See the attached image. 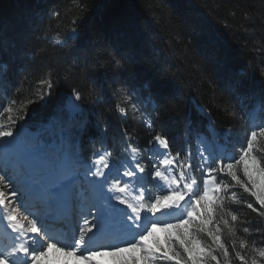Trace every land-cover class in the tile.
Returning a JSON list of instances; mask_svg holds the SVG:
<instances>
[{
	"label": "snow or ice",
	"instance_id": "obj_1",
	"mask_svg": "<svg viewBox=\"0 0 264 264\" xmlns=\"http://www.w3.org/2000/svg\"><path fill=\"white\" fill-rule=\"evenodd\" d=\"M75 2L80 15L71 20L61 44L69 50L70 63L62 72L51 68L45 70L38 80L35 92L26 100L21 111H26L31 104H47L55 96L57 87L64 84L70 89V95L63 104V109L73 117L80 118L79 127L84 131L93 125L90 117L95 115L94 130L90 134L93 143L101 146L107 132V116L119 114V117L127 118L131 114L144 120L149 131H154L162 112L180 115L186 94L182 88L176 86L179 71L158 69L150 60L133 55L128 47L107 43L100 37L99 30L94 34L82 32L85 17L92 11V6L78 0ZM244 16L245 19L252 20L249 13ZM60 17L59 7H54L48 14V23L53 20L59 23ZM261 20L264 21V14ZM24 23L40 31L44 30L43 18H40L39 23L30 19H26ZM173 23L176 43H183L185 48L191 49L197 38L198 43L206 50H212L217 42L214 35L203 31L194 17H176ZM131 27V22L120 19L109 30H131ZM224 27L231 26L224 22ZM239 29L246 32L250 30L243 25ZM36 38L39 39V35ZM40 51L29 45L23 36V29L14 33L8 25L0 23V57L6 61L4 65H0V88L8 80L6 69L17 62H23L21 66L24 76L20 82L23 86L32 70L29 58L38 55ZM255 51H264V45ZM228 56L226 51L222 54L226 77L225 94L229 100L220 99L217 106H222L225 111L231 107L229 115L235 116L237 105L243 107L241 96L258 80L260 109L264 112V57L259 58V63L249 60L245 74L233 75ZM181 63L203 67L194 54L185 57ZM191 90L195 91L196 86L193 85ZM16 102V99H12L10 105ZM89 107L95 112L89 111ZM201 110L211 115L207 106H202ZM5 111L11 113L12 106ZM184 119L191 131L193 118L185 114ZM24 120L26 115H20L9 126L0 127V139L11 138L3 145L5 165L19 169L17 179L21 187L25 192L39 197L50 214L68 216L73 211L77 214L86 212L91 220L83 219L78 234L74 233L70 238L65 235L63 239H58L40 226L38 219H30L28 215L21 218L18 209L11 206L12 201L0 191V205L4 206L6 213L4 218L15 233L12 243L0 251V264H41L53 249L64 256H74L85 264H97L96 257H114L123 252H135L139 255L123 259L120 264H160L161 261H174L175 264H212L215 261L220 264L215 254L219 250L224 257V264H229V249L221 242V229L215 227L213 216L216 212L221 213L220 222L227 227L230 221L225 216H230L231 221H236L237 216L227 211L225 200L230 199L236 204L247 201H242L234 191L229 195L233 185L223 183L219 179L220 174L230 176L235 185L254 197L260 208L264 209V157L255 154L257 142L264 139V120L252 127L246 136V143L238 148V158L207 147L199 150L195 170L203 177V191H200L198 181L190 180L187 175L194 167L190 149L187 153L178 150L173 154L170 138L162 131L156 132L148 143L163 151L154 156L150 155L148 161L152 162L154 178L164 182L167 187L162 188L154 199L138 197V203H131L122 195L128 187L127 183L109 180L105 169L111 168V151L105 150L101 153L97 150L89 163L83 159L82 153L72 148H61L59 151L45 149L30 132L25 131L23 139H17L19 129L14 131V128L19 121ZM63 135L61 130V136ZM125 138L131 140L126 130ZM197 138L199 139V134ZM200 143L203 144L204 141L200 140ZM130 148L134 158L128 163L123 175L134 179L138 172L145 173L146 167L141 166L143 157L135 158L137 149L131 145ZM174 164L179 168L178 175L168 171V167ZM8 183V178L0 175V185L7 187ZM10 195L16 199L21 193L13 191ZM118 205L126 208L122 209ZM247 207L253 212L257 211L252 203H247ZM158 213H174L175 222L157 220L155 217ZM114 214L121 216L123 224V231L119 235L112 234L106 228L107 218ZM259 215L264 216V211ZM196 221L199 230L207 232L215 248L192 235L191 229ZM209 225H213L215 230L208 227ZM157 230L166 233L163 240L155 235ZM244 232H249V228L245 227ZM150 238L151 244L147 243ZM102 242L107 246H103ZM251 247L254 253L251 260L242 254L241 250L246 249L244 240L240 241L239 249L233 247L231 251L241 264H259L256 257L264 258V247H257L254 243Z\"/></svg>",
	"mask_w": 264,
	"mask_h": 264
},
{
	"label": "trees",
	"instance_id": "obj_2",
	"mask_svg": "<svg viewBox=\"0 0 264 264\" xmlns=\"http://www.w3.org/2000/svg\"><path fill=\"white\" fill-rule=\"evenodd\" d=\"M78 2L92 6V11L85 17L82 32L94 34L99 30L100 37L107 43L128 47L133 55L150 60L158 69L179 71L180 75L176 80V86L182 88L186 94L181 114L162 112L154 131H149L141 118L131 114L127 118H121L119 114L107 116L105 136L107 134L112 136L105 138L106 144L111 146L124 144L125 138L124 135L120 136V132L127 130L133 133V138L140 146L146 147L148 140L155 132L161 131L170 140L184 145L180 135L187 127L184 116L185 114H197V110L202 106L209 108L211 112L209 116L214 118L218 131H226L228 128L229 135H232L237 143L244 139L243 134L246 130H243L245 126L239 122V119L242 114L246 113L245 110H248L250 101L243 102L242 100L247 98L246 92L252 90V99L259 101L260 83L257 80L253 87L245 90L244 95L240 98L243 107L237 105L235 116L229 115L231 107L228 111H225L222 106L218 107V100H229L225 94L226 77L222 54L225 51L229 53L228 61L232 66L233 75L245 74L248 70L249 60L259 63V58L264 57V51H255L264 45V21L261 20V16L264 14V0H78ZM54 7H59L61 11L59 23L55 20L48 23V14ZM245 13H249L252 20L245 19ZM78 15L80 13L75 0H0V23L8 25L14 33L23 29V36L29 45L34 49L41 50L38 55L29 58L32 70L23 86L20 83L24 76V69L21 66L23 62H17L7 68L8 81L4 87L6 96L0 97L1 103L5 106L0 114V127H7L13 119L18 120L20 115H26V120L19 121L14 131L24 126L36 129L45 124L46 120H51L54 128L58 130L56 136H61V130H63L64 136L68 133L70 137L82 133V144L93 140L90 133L84 136L86 131L79 127L80 118L68 116L67 111L63 109L65 99L70 95V89L64 84L57 87L55 96L47 104H31L26 111H21L26 100L35 92L38 80L45 70L51 68L54 71L62 72L70 63L68 48L62 47V43L59 41L52 40V36L63 37L71 20ZM176 17L196 18L205 33L212 34L217 38L212 50L204 49L198 43V38L193 41L191 49L185 48L183 43H176V29L173 23ZM40 18H43L44 21L43 31L36 27H29L24 23L26 19L39 23ZM120 19L131 22V30L110 31V26ZM224 22H227L231 27L225 28ZM240 25L250 30L247 32L240 30ZM37 35H39V39L36 38ZM184 40H187L186 35ZM193 54L203 67H193L188 63H181L185 57ZM193 85L196 86L195 91L191 90ZM10 98L11 100L16 99V104L10 105ZM9 106L13 108L11 113L5 111ZM88 110L95 112L90 107ZM90 119L93 121L91 126L94 128L95 115ZM192 126L194 130L203 128L202 122H196ZM47 140L55 142L57 138L51 137ZM256 149L255 154L264 157V139L257 142ZM240 175H243L242 171ZM219 179L223 183L233 185L229 190V195L234 191L242 201L252 203L253 207L257 209L256 212H253L247 207V203L236 204L229 199L224 202L227 205V211L236 215L237 220L231 221L230 216H225L230 221V224L225 227L220 219L215 218L221 229V242L229 249V264H241L239 260L235 259V253L231 251L233 247L239 249L241 240L246 242V249L241 250L242 254L249 257V260L254 255L251 247L253 243L257 247H264V216L259 215L264 209L260 208L254 197L235 185L230 176H219ZM208 227L215 230L213 226ZM245 227L249 228V232H244ZM258 228L261 231H256ZM197 230L198 234L201 233L204 241H207L208 245H212L207 232H201L199 227ZM215 254H217L220 264H224L222 253L217 250ZM256 258L259 264H264V258ZM173 262L169 261L166 264ZM212 264H216V262L213 261Z\"/></svg>",
	"mask_w": 264,
	"mask_h": 264
},
{
	"label": "rangeland",
	"instance_id": "obj_3",
	"mask_svg": "<svg viewBox=\"0 0 264 264\" xmlns=\"http://www.w3.org/2000/svg\"><path fill=\"white\" fill-rule=\"evenodd\" d=\"M53 40L54 41H58L59 39L57 38V36L55 35V36H53ZM28 132H30V133H32L34 136L36 135V133L35 132H33V131H28ZM17 135H18V137H17V139H23V136H24V132H18L17 133ZM109 136L111 135V134H108ZM11 138H3V139H0V147H2V149H3V145L8 141V140H10ZM1 144H3V145H1ZM207 144V143H206ZM207 146H208V144H207ZM153 156L155 155L154 154V150H153ZM227 155H230V156H232V153L231 152H228V154ZM0 156L1 157H4V149L3 150H1V152H0ZM236 157L238 158V155H236ZM145 166H146V164H145ZM146 168H147V166H146ZM106 170V169H105ZM153 170V172H154V169H152ZM169 172L171 173V170L169 169ZM0 174L1 175H5V176H7V174H6V172H3L2 170H0ZM188 175V178L189 179H191V175L188 173L187 174ZM150 178L151 177H153V174H150V176H149ZM203 178V177H202ZM203 187H204V185H203V181H202V185H201V188L199 187V189H200V191H203ZM155 194H156V192H155V190H153L152 191V197H151V199H154V196H155ZM158 194H160V193H158ZM14 207H16L17 209H18V214L21 216V218H23V216L24 215H30V214H28V213H25L24 211H23V208H22V206L20 205V204H17V205H14ZM222 214L221 213H219V212H216V213H214V216H213V221H214V225L216 226V227H218V224H217V220L216 219H220V216H221ZM29 218L31 219V218H34L33 217V215L32 216H29ZM216 218V219H215ZM175 222V221H174ZM42 223V222H41ZM40 223V224H41ZM170 223H173V222H170ZM81 224H83V220L81 221ZM209 226H213V225H209ZM199 226H198V221H196L195 223H194V225H193V227H192V229H191V233H192V235H194V236H196L198 239H200L204 244H206V245H208L207 244V241H204V239H203V237L201 236V233H199L198 234V230H197V228H198ZM155 235L157 236V237H159L161 240H163L164 238H165V236H166V233L165 232H162V231H159V230H157V232L155 233ZM221 238V237H220ZM147 243H149V244H151L152 243V240H151V238L149 239V241H147ZM174 246H177L178 247V245H174ZM53 252L51 253V252H49V254H48V257L45 259V260H43L42 262H41V264H64V262L66 261L67 262V264L69 263V264H80V260H77L76 258H74V257H67V256H64V254L62 253V254H60V252L59 253H56V251L53 249L52 250ZM55 251V252H54ZM52 254H53V256H52ZM62 255V257L60 258V257H57L56 255ZM134 255H139V253H135V252H123V253H118L116 256H110V255H104V256H99V257H96V262H97V264H120V262L123 260V259H127L128 257H130V256H134ZM54 256H55V258H54ZM103 261V263H101V261ZM166 262H168L169 263V261H166ZM166 262L165 261H161L160 262V264H166ZM83 264H85V262L83 261ZM172 264H175V262H173Z\"/></svg>",
	"mask_w": 264,
	"mask_h": 264
},
{
	"label": "bare ground",
	"instance_id": "obj_4",
	"mask_svg": "<svg viewBox=\"0 0 264 264\" xmlns=\"http://www.w3.org/2000/svg\"><path fill=\"white\" fill-rule=\"evenodd\" d=\"M7 246H9V245H7ZM7 246H6V247H7ZM6 247H5V248H6ZM73 257H74V256H73ZM74 258H75V257H74Z\"/></svg>",
	"mask_w": 264,
	"mask_h": 264
}]
</instances>
